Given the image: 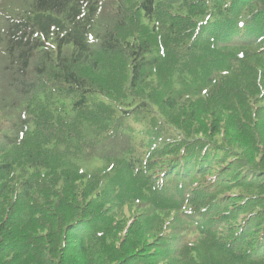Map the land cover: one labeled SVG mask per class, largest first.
<instances>
[{"label":"trees","instance_id":"trees-1","mask_svg":"<svg viewBox=\"0 0 264 264\" xmlns=\"http://www.w3.org/2000/svg\"><path fill=\"white\" fill-rule=\"evenodd\" d=\"M0 264H264V0H0Z\"/></svg>","mask_w":264,"mask_h":264}]
</instances>
